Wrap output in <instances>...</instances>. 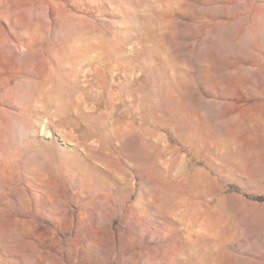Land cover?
I'll list each match as a JSON object with an SVG mask.
<instances>
[{
  "label": "rangeland",
  "instance_id": "1",
  "mask_svg": "<svg viewBox=\"0 0 264 264\" xmlns=\"http://www.w3.org/2000/svg\"><path fill=\"white\" fill-rule=\"evenodd\" d=\"M0 264H264V0H0Z\"/></svg>",
  "mask_w": 264,
  "mask_h": 264
}]
</instances>
